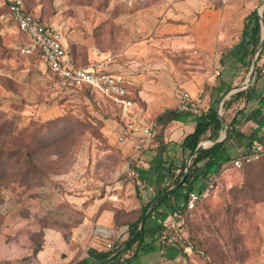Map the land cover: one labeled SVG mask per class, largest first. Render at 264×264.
Instances as JSON below:
<instances>
[{
	"label": "rangeland",
	"instance_id": "1",
	"mask_svg": "<svg viewBox=\"0 0 264 264\" xmlns=\"http://www.w3.org/2000/svg\"><path fill=\"white\" fill-rule=\"evenodd\" d=\"M3 1L0 146L21 145L32 129H45L52 122L69 121L72 127L59 154L58 149L43 150L36 157L44 170L40 186L27 188L13 178L1 190L0 264H83L88 261V250L103 246L96 239L97 225L113 228V242L138 214L129 200L125 205L129 197H125V187L113 189L125 161L122 148L114 142L120 123L101 96L91 94L90 98L60 83L39 57L20 54L26 39L14 28ZM125 1L24 0L35 17L61 27L65 43L81 62L86 61L90 47L104 50L101 44L106 43L113 48L115 42L129 36L117 11L127 16L124 13L137 9L124 5ZM251 1L261 15L264 2ZM263 58L264 54L260 60ZM260 60L256 66L263 65ZM247 75L239 70L233 83L241 85ZM260 169L254 163L245 169L228 168L190 213L189 234L201 253L192 252L188 260L172 263L159 251L142 247L121 251L103 264H264V173ZM137 189L134 186L133 202L140 200ZM109 195L117 200L110 201ZM126 238L125 234L119 241Z\"/></svg>",
	"mask_w": 264,
	"mask_h": 264
},
{
	"label": "crops",
	"instance_id": "2",
	"mask_svg": "<svg viewBox=\"0 0 264 264\" xmlns=\"http://www.w3.org/2000/svg\"><path fill=\"white\" fill-rule=\"evenodd\" d=\"M244 1L245 3L242 0H221L219 7H215L217 0L125 1L124 5L132 4L137 11L124 13L127 16L121 14L118 18L124 28L127 26L129 36L122 42L114 43L112 48L114 53H110L114 55V62L110 69L121 72L132 80L130 89L137 100L131 109L133 115L155 122L164 111L177 109L178 96L184 92L190 95L193 104L197 107L192 113L208 109L211 89L216 86L219 73H223L225 69L226 53L239 41L246 17L253 10L257 12L251 0ZM257 15L262 16L258 13ZM64 44L68 47L65 41ZM88 55L89 58L92 57L90 50ZM259 62L263 65L258 63L257 66L263 68L255 84L254 99L248 102L243 99L237 104L238 110H241L243 115L236 128L243 138H232L226 142V154L232 157L246 151L248 137L255 134L254 130L258 128L261 118L264 119V58ZM237 86L234 82L233 88ZM199 94L202 95L200 99ZM228 111L230 112L231 109ZM194 125L192 118L184 123H167L162 130V124L156 123L153 141L134 163L138 175L137 181L126 183L118 181L113 185L114 190H122L125 187V197L129 196L124 200L125 205L129 200L130 206L137 209L139 205L150 202L167 186V178L159 173V168L169 164L180 165L184 154L178 145L192 132ZM117 126L114 142L120 127L118 122ZM260 134L264 135V126ZM226 137L223 131L217 142L225 140ZM254 142L260 143L258 139ZM214 143L203 141L200 144L203 148H208ZM120 147L126 156L130 147ZM188 157V155L185 157V164L188 163ZM227 171L222 169L216 176L218 178L224 176ZM206 184L207 178L196 185L195 191L202 190ZM134 186L135 190L137 187L140 192L138 194L140 200L135 202L132 201ZM171 188L177 190L173 201L176 207H179L186 200V189L181 186ZM170 212L164 207H159L152 214V218L162 224L169 220ZM98 228L113 231L111 226L105 224L97 225L96 230ZM95 235L97 239L98 232ZM123 235L125 234L121 236ZM150 239L147 234L143 248L147 251H159L162 258L166 259L163 250ZM106 251L108 250L103 245L101 250H88L85 257L89 262L92 258H100ZM110 259L114 260L109 257L97 263L103 264Z\"/></svg>",
	"mask_w": 264,
	"mask_h": 264
},
{
	"label": "trees",
	"instance_id": "3",
	"mask_svg": "<svg viewBox=\"0 0 264 264\" xmlns=\"http://www.w3.org/2000/svg\"><path fill=\"white\" fill-rule=\"evenodd\" d=\"M4 2V8L7 12V3ZM24 9L26 13L31 14L32 12L26 7L24 0H22ZM221 0H217L215 7L221 5ZM123 12L117 11L120 15ZM33 15V14H32ZM116 13L112 15L115 17ZM39 20L45 21V18L37 16ZM264 22V9L261 16ZM116 39V37H115ZM261 39V24L260 18L257 15L256 10H253L245 19L239 41L235 44L226 54L227 60L224 61L225 69L223 73H219L217 77V84L211 89V101L208 109L206 111H197L192 113L190 111H179V110H166L162 115L155 119V125L162 124L161 130L167 123L180 122L184 123L189 118H192L195 122L192 132L186 135L178 147L181 149L184 157L180 165L168 166L163 165L159 168V173L162 176H166L168 184L160 191L150 202L144 205H139L135 211L138 210L135 221L130 222L126 225V229L123 232L127 235L124 241H119L121 234L115 241L112 242V246L108 251L104 252L100 258H92L89 262L85 260L83 264H99L100 260H107L109 257L119 254L122 252H130L137 249L141 250L145 246L144 240L145 236L148 234L152 242H155L161 237H173L174 243L163 245V256L169 262H176L179 259L188 260V255L181 252L178 245L177 238L172 231H164L162 224L155 221L152 218V214L159 207H164L168 211L176 210V205L173 201V196L177 192L175 189L173 192L166 194L168 189L176 186L184 175L185 160L186 156L194 154V156L189 161L188 166V176L181 187H185L186 194L196 190V185L203 179L211 175H219L222 170V166L228 163L236 156L232 157L230 154H226L227 147L226 142L232 138H243V135L237 130L236 126L239 124L243 112L238 110V102L245 99L247 102L254 99L255 94V84L260 74L262 73V68L256 66V63L262 55L264 54V44L260 49L256 60H255V77L250 86L245 89L236 91L228 96V98L223 99L229 90L233 88V78L239 70H243L244 75H246L251 66V60L257 49ZM103 49L94 47L101 51L102 53H112L114 50L109 47L108 44H101ZM68 48V47H67ZM108 49V50H106ZM112 49V52L109 50ZM106 50V51H105ZM68 54L72 58L74 65L76 67L82 66L87 63L88 53H86L85 62H81L76 59L73 55L72 50L67 49ZM40 58V49L38 47L31 53ZM49 73L57 79L60 83L61 79L48 69ZM226 72V76H223ZM65 85V84H64ZM67 86V85H66ZM88 97H92L91 94H96L90 87L83 86L76 89ZM103 98V97H102ZM113 109V113L116 119L118 108L111 104L107 99L103 98ZM133 100L136 102V96L133 95ZM220 105L221 116L218 114V107ZM231 111L229 112L228 110ZM258 113V112H257ZM224 126L227 129V137L225 140L217 142L223 131ZM264 126V119L261 118V122L258 128L254 130V135L248 137L246 144V151L244 154H252V144L254 140H259L262 144L264 135L260 134L261 128ZM72 124L69 121L61 122L56 124L52 122L46 126L45 129L42 127H36L27 133L26 141L21 145H11V146H0V204L2 203L1 190L6 187L8 182L15 178L22 184H26L27 188H33L34 186H40L41 180L44 176V170L40 167L37 161V156L43 150L53 151L58 149L56 153H60L62 149L61 145L64 144L69 138V128ZM45 130V131H44ZM71 138V137H70ZM203 141L215 142L208 148H201L195 152L197 146ZM255 164L260 169V172L264 173V151L259 153V155L245 164L242 168L245 169L249 165ZM241 168V169H242ZM246 185H244L245 187ZM242 189V187H241ZM150 208V209H149ZM152 220V221H151ZM192 243L193 253H201L198 246L190 237ZM136 253V252H135ZM134 253V255H135Z\"/></svg>",
	"mask_w": 264,
	"mask_h": 264
},
{
	"label": "built area",
	"instance_id": "4",
	"mask_svg": "<svg viewBox=\"0 0 264 264\" xmlns=\"http://www.w3.org/2000/svg\"><path fill=\"white\" fill-rule=\"evenodd\" d=\"M6 3L7 14L14 28L26 39L19 47L21 55H29L38 47L43 65L55 73L63 84L75 89L88 86L97 95L107 99L118 108L117 118L120 127L115 142L120 146H129L130 151L125 156L117 180L136 182L138 175L134 167L135 160L150 146L156 133V126L155 122L132 114L131 109L136 103L130 89L132 85L130 77L110 69L114 62L113 54L102 53L94 47L89 49L92 57L88 59L87 63L76 67L67 52L60 26L53 22L41 21L34 15L26 13L22 0H6ZM201 96L199 94L198 98L200 99ZM196 108L188 93L184 92L178 96L177 110L194 112ZM262 151H264V147L259 142H253L252 154H239L225 163L222 169H241ZM217 176H208L207 184L202 190L189 192L184 204L171 211L169 220L162 223L164 231L170 230L175 234L181 252L186 255L193 252L188 228L190 213L195 209L200 199L204 198L217 183ZM109 200L116 201L117 198L109 195ZM125 229L116 235L117 238ZM98 235L99 239L103 241L104 247L110 249L112 246L111 232L103 229L102 232H98ZM155 242L159 248H162L163 245L173 244L174 238L161 237Z\"/></svg>",
	"mask_w": 264,
	"mask_h": 264
},
{
	"label": "water",
	"instance_id": "5",
	"mask_svg": "<svg viewBox=\"0 0 264 264\" xmlns=\"http://www.w3.org/2000/svg\"><path fill=\"white\" fill-rule=\"evenodd\" d=\"M259 18H260V24H261V39H260V43H259L257 49L254 52V56H253V58L251 60V66H250V70L248 72L247 78L245 79V81L241 85H239V86H237V87L229 90L228 93H227V95H229V94H231L233 92H236V91H239V90H242V89L247 88L248 86H250L252 84V82L254 80V77H255V68H256L255 67L256 56H257V54L259 53L260 49L262 48V46L264 44V22L262 21L261 17H259ZM227 95H225L223 99H225ZM218 114H219V116H221L220 105L218 107ZM224 134H225V136H227V129H226L225 126H224ZM201 148H203V145L202 144H199L197 146L195 152L198 151ZM193 156H194V154L189 155V157H188V163L186 164V168H185V171H184V175H183L182 179L179 181V183L175 187L181 186L184 183V181L186 180V178L188 176L189 161H190V159ZM173 190H174L173 188L169 189L167 191V194L173 192Z\"/></svg>",
	"mask_w": 264,
	"mask_h": 264
},
{
	"label": "bare ground",
	"instance_id": "6",
	"mask_svg": "<svg viewBox=\"0 0 264 264\" xmlns=\"http://www.w3.org/2000/svg\"><path fill=\"white\" fill-rule=\"evenodd\" d=\"M259 12H260V11H259ZM260 13H261V12H260ZM102 231H103V229H99V228H98V232H102Z\"/></svg>",
	"mask_w": 264,
	"mask_h": 264
}]
</instances>
